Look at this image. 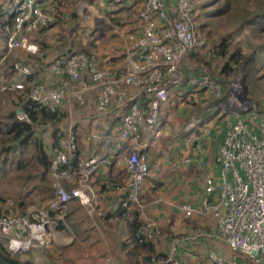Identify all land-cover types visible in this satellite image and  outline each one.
Masks as SVG:
<instances>
[{
  "label": "built area",
  "instance_id": "2783aa9c",
  "mask_svg": "<svg viewBox=\"0 0 264 264\" xmlns=\"http://www.w3.org/2000/svg\"><path fill=\"white\" fill-rule=\"evenodd\" d=\"M107 1L113 5L142 2L139 14L142 31L140 34L139 30L135 31L138 35L128 51L132 69H105L93 55L70 54L52 62L41 72L60 77V85L53 87L40 82L32 87L30 99L50 111L62 112L68 91L83 75L88 76L98 90L96 103L99 112L107 110L114 100L128 105L118 135L101 138L109 147L113 143H127L155 134L160 125L162 106L168 102L172 89L190 83L209 92L207 110L210 114L231 113L235 117L216 158L220 176L216 180L207 179L201 205L186 203L177 205L176 209L189 220L194 217L215 219V235L236 254L226 258L210 251L207 259L211 264H239V255L253 264H264V120L258 122L261 133L254 132L247 118L255 112L254 106L246 96L242 77L235 76L226 93L220 83L206 74L185 78L183 64L188 56L203 49H209L208 53L214 51L197 34L193 0ZM4 13L8 17L4 32L7 50H23L33 55L39 53L40 48L32 35L50 27L57 19L38 0H13ZM15 70L26 77L33 74L32 70L19 64L15 65ZM24 89L25 84L19 81L0 87L2 92ZM142 95L149 98L148 108L141 103ZM16 115L20 121L31 123L20 108ZM203 121V117L192 119L186 130L193 131ZM47 127V124L39 125L41 130ZM57 133L51 163L54 196L48 208L30 207L24 214L0 216V240L12 254L46 247L56 233V222L67 225L71 201L79 200L82 205L93 208L96 194L92 183L106 162V156L82 159L73 130ZM124 160L128 181L117 188L124 195L120 207L125 211L139 209L140 216L144 217L138 232L140 243L156 241L159 223L146 216V205L141 198L150 175L148 158L135 149ZM211 236L206 230L195 232L197 238ZM180 242L176 240V243ZM151 264H156L155 259Z\"/></svg>",
  "mask_w": 264,
  "mask_h": 264
},
{
  "label": "crops",
  "instance_id": "0c3cea01",
  "mask_svg": "<svg viewBox=\"0 0 264 264\" xmlns=\"http://www.w3.org/2000/svg\"><path fill=\"white\" fill-rule=\"evenodd\" d=\"M12 1L0 0V16L2 10ZM38 1L46 10L57 9L64 17L69 16L65 7L71 5L81 8L78 2L80 0ZM103 1L113 7V10H109L111 20L116 21L115 15H117L125 26L118 27L112 37H109L104 49L95 47L93 51L96 57L99 56L100 59L98 57L97 59L101 67L117 71L131 70L128 51L133 47V40L138 35L135 31L139 30V34L142 31L139 19L142 2L113 5L107 0ZM136 5L139 7L134 9L132 14L130 8ZM114 7L119 8L115 10ZM72 12L70 17L75 19L77 14L74 13L75 11ZM3 24L4 21H0V64L6 62L10 55L25 53L26 59L23 62L33 73L36 72V81L38 79L39 82L50 86H59L62 79L50 73H41L45 68L41 66L77 50V47L72 48L71 44H67L62 38L66 33H60L56 26L37 31L32 35V39L38 44L39 53L30 55L19 50L13 53L6 49ZM72 33L76 34L74 29ZM41 40L46 43L44 48L39 43ZM96 44L98 42H95ZM84 47L85 50L91 51V46ZM19 56L23 55L19 54ZM32 56L39 57L41 61L34 60L35 57ZM189 59L192 66L183 67L186 79L193 75L201 77L206 74L203 72L206 68L198 59L191 56ZM9 62L11 63V60ZM7 66H10L8 68L12 70L11 72L15 71L14 64ZM3 70L5 69H0ZM8 74L0 75V81L7 80ZM10 78V81L16 79L13 76ZM20 80L22 77L16 79V81ZM227 84L222 85L225 93L228 89ZM132 92L136 93L137 90ZM97 95L98 90L92 81L88 76L83 75L81 80L68 91L62 111L64 118L57 123H48L45 132L43 131L47 149L51 154L55 141L49 127L71 126L77 137L82 159L97 155L106 156V162L92 183L96 194L93 208L82 205L79 200L69 203L67 225L61 226L57 221V230L51 242L44 248H32L24 254L23 259L33 264H128L126 252L122 248L129 239L128 217L123 214L119 216L121 213L118 212L119 204L124 195L117 188L128 181L124 157L135 149L144 153L149 161L150 175L144 187L143 199L146 216L159 223V235L155 241L158 253L167 255L168 261L174 264H210L207 259L210 251L232 258L236 253L224 240L215 235L216 221L213 217H194L189 220L176 208L177 205L186 203L201 205L207 179L219 178L220 169L216 164V158L235 117L231 113L210 114L207 110L209 92L185 83L182 87L170 91L168 102L162 106L161 123L155 134L127 143H113L106 147L101 138L105 135H118L122 118L128 112V105L114 100L107 110L99 112ZM3 106L4 114L14 108L6 101H3ZM197 117H203V123L188 132L186 130L188 122ZM247 118L253 131L260 134L258 122L264 120V113L255 110ZM48 201H45L44 205L49 204ZM139 218L140 221H144V217ZM197 230H206L212 236L197 238L195 237ZM176 240L181 242L176 243ZM102 245L107 249L106 254L100 250ZM113 249H117V259L112 254ZM239 263L245 264L241 259Z\"/></svg>",
  "mask_w": 264,
  "mask_h": 264
},
{
  "label": "trees",
  "instance_id": "16d2710c",
  "mask_svg": "<svg viewBox=\"0 0 264 264\" xmlns=\"http://www.w3.org/2000/svg\"><path fill=\"white\" fill-rule=\"evenodd\" d=\"M196 1L197 0H193V3ZM234 2L235 5H233ZM194 7L195 12H197L196 5ZM207 7L211 8V11L208 13V17L214 19L225 16L233 9V12L237 13L243 20L242 28L251 30L254 35L262 39V42L256 47L250 56L244 55L237 49L235 52H233L230 47V43L227 42L226 39H223L221 43L216 45V48L213 49L216 50L217 55L226 60L220 71V74L227 78L232 77L234 74L243 73L242 76L248 96L250 94L256 98L259 108L258 112L264 113V98L256 94L255 88L258 80H264V0H210L207 3ZM52 13L57 16L56 23L50 27L43 28L40 31L55 27L56 24L59 23L58 14L55 12ZM3 26H5V24H3ZM39 43L41 44L42 48H44L46 43L42 42V40ZM208 52L209 49H205L200 53L195 52L191 54V57L197 58L199 61H201L203 60L201 56H208ZM74 53L80 52L71 51L70 53L59 58L66 57ZM32 57H35L34 60L41 61V59L37 56ZM12 58L14 61H22L19 59V57H13V55H10L5 64L7 65L9 61L12 60ZM207 64L209 65V63ZM48 65L45 64L41 66V68H44ZM35 73L26 77L25 75L19 74V72L15 70L6 77L7 80L4 79L5 81H0L1 87L4 84L10 83L11 81L9 79H11L10 77L12 76L16 79L22 77V80L19 82H23L25 84L24 90L18 92L0 91V93L16 94L17 96H15V98L10 99L9 104H12L14 108L16 107L15 110L17 108L23 110L31 122L28 123L20 121L13 107L10 109V111H8L7 114H4L5 111L0 108V178H5V176L9 174H14V182L20 185L22 184L24 187H29L26 195L27 201H25V196H20L19 200L15 201L12 205L13 207L11 211L3 209L1 207L2 205H0V216L24 214L26 213L30 204H38V202H41L39 203L41 208H48V204L44 205V203L48 200L49 203L54 196L51 187V163L53 151L51 154L50 150L47 149L43 136V131L45 132V130H40L39 125L57 123L64 118V114H62V112L50 111L47 108L36 104L30 99L29 95L32 87L40 83L38 79L36 81ZM260 73H263V75L260 77L261 79L258 77ZM16 79L13 81H16ZM216 82L220 83L221 85L227 84L224 83L222 79H216ZM29 83L32 84L30 85ZM141 103L146 108H148L149 98L144 95ZM0 107L2 106L0 105ZM53 137L55 141L56 136L53 135ZM141 198L143 199V195ZM0 201L5 202L2 197H0ZM133 210L134 211H125L120 207L119 204L118 212H121L119 213V216L126 215L128 217L129 239L127 243L122 245L123 250L126 252L127 263L151 264L152 259H155L156 263L165 262V264H174L172 261H168L167 255L158 253L155 241H145L144 243H140L138 232L143 222L140 221L139 218V209ZM60 225L62 226L61 223ZM24 254L25 253L20 255L12 254L7 249L5 242L0 240V264H33L31 261H25L23 259Z\"/></svg>",
  "mask_w": 264,
  "mask_h": 264
},
{
  "label": "rangeland",
  "instance_id": "374dc122",
  "mask_svg": "<svg viewBox=\"0 0 264 264\" xmlns=\"http://www.w3.org/2000/svg\"><path fill=\"white\" fill-rule=\"evenodd\" d=\"M210 0H197L194 4L197 7V34L200 38H203L207 41V43L210 45V47L216 48V45L220 44L223 39H226L227 42L230 43V47L233 52L235 50H239L246 56H250L256 47L262 42V39L254 35L251 30L242 28L243 20L239 15L232 9L228 14L221 18H211L208 17V13L211 11V8L207 7V3ZM80 9H78L75 6H67L66 11L69 13V16L64 17L63 13H60L59 10H53L52 12H55L58 14V24H56V27L58 28V31L60 33H66V36H63L64 41L67 44H71L72 48L77 47L76 52H84L88 55H95L93 49L98 47L101 49L105 47L106 43L109 42V37H112V34L117 31L118 27H123L125 25H122L121 21L117 15H115L116 21L111 20L110 17V11L113 10V7H110L106 5L105 1L103 0H80ZM82 5V6H81ZM235 5V2L233 3ZM9 6V5H8ZM5 7L4 10H2L0 16V21H7L8 17H5L6 13L4 11L8 8ZM250 6V5H249ZM139 7L138 5L132 6L130 9L132 10V14L134 9H137ZM119 7H114L116 10ZM72 11H75L74 13L77 14L75 19H71L70 15L73 13ZM122 11V10H121ZM66 14V12H65ZM118 14V13H117ZM72 29L75 30L76 34L72 33ZM72 33V34H71ZM95 42H98V44L95 45ZM91 46V51L85 50L84 46ZM19 54L23 55L22 57L19 56ZM26 54L25 53H17L15 57H19V59H22V61H14L12 58L11 63L9 62L7 65L11 64H19L21 66L27 67L31 70L30 67L27 66V64L23 63V60ZM192 56V55H190ZM184 61L183 67H191L192 63L189 59V57ZM14 57V56H13ZM99 58V56L97 55ZM96 57V58H97ZM193 58V57H192ZM203 60L200 61V63L203 64V66L206 68L203 72H206V75L210 76L213 79H222L224 83H228L235 77V76H241L244 84L243 79V73L234 74L232 77H223L220 74V71L225 63V59L221 58L219 55L216 54V50L214 49L213 52H210L209 55L201 56ZM100 59V58H99ZM197 59V58H195ZM209 63V65L207 64ZM214 64V66H213ZM4 63L0 64V67L5 69L3 71H0V75H6L7 73H11V69L8 68L10 66H7ZM0 68V69H1ZM8 74V76H9ZM263 75V73H260L258 75L259 79ZM245 87V93L246 96L252 101L254 106V111L259 110L257 105V100L255 97L247 94L246 86ZM256 94L264 98V80H258L256 83ZM249 90V88H248ZM249 93V92H248ZM17 96L14 93L10 94H3L0 93V105L3 107V101L10 103V99L15 98ZM0 107V108H2ZM163 108V107H162ZM12 109V108H11ZM9 110V109H8ZM162 112V110H161ZM51 129L52 134L57 136L55 132L59 134L60 132H68L69 129H73L71 126L63 127V126H57V127H49ZM58 129L57 131H55ZM46 130V129H45ZM49 131V132H51ZM55 131V132H54ZM13 176L14 174H9L5 176V178H0V197H2L5 202L0 201V205L3 209H7L9 211L12 210V205L15 201L19 200L20 196H25V201H27L26 195L28 192L29 187H24L22 184H17L14 182ZM145 203V200H144ZM41 208L39 204L34 203L30 204L28 206L29 208ZM27 209V210H28ZM103 254H106L107 249L104 245L101 246V249ZM113 256L117 259V249L112 250ZM24 256V255H23ZM240 259L245 264H253L249 259L242 257L241 255L238 256V260L240 262ZM210 263V262H209ZM158 264V263H156ZM211 264V263H210ZM240 264V263H239Z\"/></svg>",
  "mask_w": 264,
  "mask_h": 264
},
{
  "label": "clouds",
  "instance_id": "9594fccd",
  "mask_svg": "<svg viewBox=\"0 0 264 264\" xmlns=\"http://www.w3.org/2000/svg\"><path fill=\"white\" fill-rule=\"evenodd\" d=\"M4 24H5V26H6V24H7V21H4ZM5 26H4V32H5ZM9 52V51H8ZM26 52V51H25ZM28 53V52H27ZM81 53V52H80ZM84 53V52H83ZM31 55H33V54H31ZM56 61V60H55ZM54 62V61H53ZM51 64V63H50ZM30 251V250H29ZM26 253V252H25ZM23 254V253H22ZM18 255H20V254H18Z\"/></svg>",
  "mask_w": 264,
  "mask_h": 264
}]
</instances>
